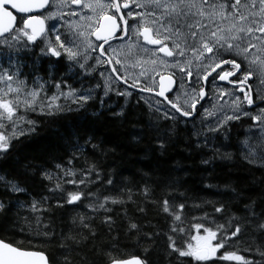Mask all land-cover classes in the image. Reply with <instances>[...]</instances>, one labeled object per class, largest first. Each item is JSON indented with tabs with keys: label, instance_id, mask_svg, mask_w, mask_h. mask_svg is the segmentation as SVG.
I'll use <instances>...</instances> for the list:
<instances>
[{
	"label": "snow or ice",
	"instance_id": "6c2138e0",
	"mask_svg": "<svg viewBox=\"0 0 264 264\" xmlns=\"http://www.w3.org/2000/svg\"><path fill=\"white\" fill-rule=\"evenodd\" d=\"M0 56L7 58L0 64V264H155L158 240L167 264H257L241 250L264 264V0H0ZM113 95L124 99L118 112ZM133 97L147 113L135 144L151 134L153 151L165 156L183 125L201 165L244 168L250 188L206 184L222 198L193 204L203 216L190 217L178 178L162 181L168 191L159 201L145 185L140 194L166 224L148 222L154 230L145 231L126 209L135 203L132 190L88 159L89 150L104 152L94 141L106 113L127 120ZM45 118L63 121L62 129L37 155L25 154L21 146ZM245 120L244 138L232 143L233 127ZM59 148L66 161L55 155ZM37 180L49 195L22 202ZM117 205L133 252L112 235ZM68 206L87 211L71 216L57 238L44 217ZM137 211L146 215L145 207ZM98 218L107 244L95 243Z\"/></svg>",
	"mask_w": 264,
	"mask_h": 264
},
{
	"label": "trees",
	"instance_id": "16d2710c",
	"mask_svg": "<svg viewBox=\"0 0 264 264\" xmlns=\"http://www.w3.org/2000/svg\"><path fill=\"white\" fill-rule=\"evenodd\" d=\"M0 64L7 66V58L0 56ZM47 67V65H45ZM44 75L43 72L40 73ZM109 104L114 111H119L120 106L124 105V101L121 98H114L109 101ZM133 115H129L128 119L121 121L118 119H110L111 113H106V117L103 119L102 124L98 127L97 140L95 143H103L104 152L98 151L95 156L90 154L88 159L91 162L95 160L101 167L104 174L115 171L118 173L117 179L121 182L120 187H128L132 190L133 200L135 203L129 202L126 205V209L129 216H132L140 220L145 225V231H151L147 227L148 222L153 225H158L161 228L166 227L165 218L158 214V208L150 203L146 202L145 198L140 194L145 185H147L152 191L150 192V199L159 201L161 200L168 189L164 186L162 181L168 177L172 179H179L182 182V187L179 188L180 192H184L187 197V209L190 217L203 216V211L192 207L195 203H201L202 200L217 201L222 197L215 195V189H207L204 187L206 184L223 185L225 180H230L233 184H237L239 181V187L245 192L250 188V184L244 181V177L249 176V173L239 166L232 167L229 165L227 168L223 166H217L214 169L211 166H204L200 164V155H198L193 149L187 148L189 143V135L181 126L179 139L173 140V143L169 146L168 153L165 156H161L158 151H153V141L151 134L145 137L142 143L135 144L133 137L140 133L141 128L145 127L147 123V113L141 103V106H137L136 98L130 99L128 109ZM91 111V109L89 110ZM136 114H139V120ZM37 118V117H34ZM63 121H51L50 119H42L40 126L37 129V134L26 140L25 145L21 146L25 154L37 155L38 148L42 145H47L55 141L57 130L62 129ZM245 132L241 129L238 132H232L231 142L235 143L237 139H243ZM174 145V146H173ZM113 149L115 150L113 153ZM232 150V149H229ZM70 151V150H69ZM210 155V153H208ZM55 155L62 157L65 161L68 158L67 153L63 148L56 150ZM39 163V160L36 161ZM60 159L53 160L52 163H59ZM76 163L77 170L80 165L84 163L81 159ZM219 163V162H217ZM237 164L239 162L237 161ZM175 169V171H173ZM207 169V170H206ZM231 172V176L228 172ZM254 175L259 176V172L254 171ZM249 179L251 177L249 176ZM29 191L31 196H21L20 200H30L31 198L40 199L41 196L49 195L45 187H41L39 181L35 183L29 182ZM51 203L55 205V200ZM145 207L146 215L137 211V206ZM205 211L212 213V206H205ZM15 211V209H14ZM23 212V209H20ZM86 208L72 209L68 206L65 209L53 208V211L44 217V222H51V226L55 229L57 238H59L60 232L68 231L69 219L71 216L76 215L77 212H86ZM124 208L117 205L114 206V210L111 213L116 221V227L112 232V235H116L117 232L120 235V246L127 252L134 251V244L132 240L124 237V223H123ZM24 215H27L25 212ZM23 224V220L20 221ZM95 225L97 231L100 233V237L95 243L97 245L107 244L110 241L109 233L105 226L100 225L99 218L96 220ZM17 238H21L17 236ZM53 246L57 241H53ZM165 242L158 240L156 244V250L153 251L152 259L155 264H167L164 258ZM55 250V249H54ZM238 254L245 255L249 260H255L259 264L261 258L254 252L240 251ZM89 257L94 259L89 253ZM226 264H236V262H226Z\"/></svg>",
	"mask_w": 264,
	"mask_h": 264
},
{
	"label": "flooded vegetation",
	"instance_id": "af4514ba",
	"mask_svg": "<svg viewBox=\"0 0 264 264\" xmlns=\"http://www.w3.org/2000/svg\"><path fill=\"white\" fill-rule=\"evenodd\" d=\"M227 87L231 88L232 86L231 85H227ZM145 95H147V94H145ZM114 98H119V97H116L115 95H113L111 99H114ZM121 99L123 100V98H121ZM248 123H249V121H246V120L243 123H239L238 122L233 127L232 132H238L240 129H241L242 132H245V129H246ZM181 126H183V125H181ZM197 126H198V119H197ZM191 128H192V125L189 124L188 125V129H191Z\"/></svg>",
	"mask_w": 264,
	"mask_h": 264
},
{
	"label": "rangeland",
	"instance_id": "374dc122",
	"mask_svg": "<svg viewBox=\"0 0 264 264\" xmlns=\"http://www.w3.org/2000/svg\"><path fill=\"white\" fill-rule=\"evenodd\" d=\"M123 101H124V99H123ZM245 136V135H244Z\"/></svg>",
	"mask_w": 264,
	"mask_h": 264
},
{
	"label": "water",
	"instance_id": "95a60500",
	"mask_svg": "<svg viewBox=\"0 0 264 264\" xmlns=\"http://www.w3.org/2000/svg\"><path fill=\"white\" fill-rule=\"evenodd\" d=\"M223 84V82H221Z\"/></svg>",
	"mask_w": 264,
	"mask_h": 264
},
{
	"label": "bare ground",
	"instance_id": "6f19581e",
	"mask_svg": "<svg viewBox=\"0 0 264 264\" xmlns=\"http://www.w3.org/2000/svg\"><path fill=\"white\" fill-rule=\"evenodd\" d=\"M142 103V102H141Z\"/></svg>",
	"mask_w": 264,
	"mask_h": 264
}]
</instances>
